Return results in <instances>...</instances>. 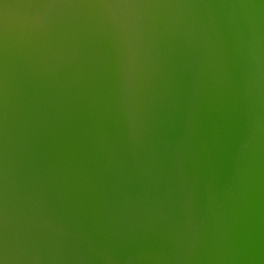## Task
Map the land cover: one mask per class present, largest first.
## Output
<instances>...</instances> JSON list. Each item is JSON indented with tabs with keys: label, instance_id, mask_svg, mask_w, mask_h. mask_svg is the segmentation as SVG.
Listing matches in <instances>:
<instances>
[{
	"label": "water",
	"instance_id": "1",
	"mask_svg": "<svg viewBox=\"0 0 264 264\" xmlns=\"http://www.w3.org/2000/svg\"><path fill=\"white\" fill-rule=\"evenodd\" d=\"M161 1L0 0V229L25 172L37 164L71 171L69 161L81 146L82 154L92 145L91 153H117L143 131L136 124L144 120L163 119L160 148L167 161L186 167L182 173L194 174L185 179L203 177L198 183L204 187L217 183L245 206L264 201V36L216 0H166L179 25L195 36L194 45L173 59L151 61L146 75L160 66L163 74L151 72L139 82L136 72L144 67L128 66L129 73L111 64L101 43L112 36L108 23L143 31L150 14L158 18L150 5ZM229 79L231 92L224 87ZM140 154L129 161H149ZM76 189L57 227L26 244L31 253L24 264L128 259L131 228L91 213ZM248 191L262 197L248 199ZM260 250L240 264H264Z\"/></svg>",
	"mask_w": 264,
	"mask_h": 264
},
{
	"label": "bare ground",
	"instance_id": "2",
	"mask_svg": "<svg viewBox=\"0 0 264 264\" xmlns=\"http://www.w3.org/2000/svg\"><path fill=\"white\" fill-rule=\"evenodd\" d=\"M215 2L235 10L256 33L264 36V0ZM150 6L158 18L150 14L143 31L119 29L114 24H121L115 22L108 23L106 29L112 30V36L105 44L97 37L111 64L127 67L129 73L134 71L128 66L139 69L142 65L144 72L137 71L136 76L143 83L151 72H164L162 66L155 64L158 69L150 68L146 75V68L154 65L151 61L173 59L182 48L185 51L193 46L195 39L188 27L185 30L184 25H179L181 17L174 14L166 0ZM234 84L229 79L224 87L231 92ZM238 93L242 95L240 89ZM113 116L118 123H124L119 114ZM163 122H138L136 126L143 131L133 133L129 144L123 141L125 146L117 153L107 155L108 151L99 149L92 154V145L82 154L84 146L76 148L68 164L71 171L37 164L34 171L19 177L13 212L0 229V264L25 263L31 253L26 244L57 227L77 186L91 213L98 211L103 219L131 228V253L122 264H240V259L258 247L259 256L263 257L264 201L245 206L236 193L217 183L208 181L209 188L198 183L203 177L185 179L184 175L190 174L182 173L186 167L177 168L167 161L160 148L164 140L158 129ZM154 130L157 133L153 134ZM130 136L129 133L127 139ZM123 137L126 139V135ZM139 153L150 161V168L147 160L138 162L142 164L129 161ZM116 155L123 158L114 160ZM246 194L248 199L262 197L257 191ZM234 246L239 249L236 254ZM227 254H233V258Z\"/></svg>",
	"mask_w": 264,
	"mask_h": 264
}]
</instances>
